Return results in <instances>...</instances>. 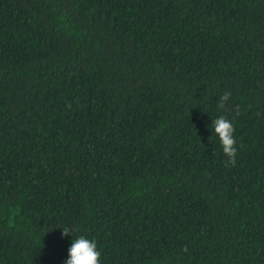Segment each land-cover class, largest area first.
<instances>
[{
  "label": "trees",
  "instance_id": "trees-1",
  "mask_svg": "<svg viewBox=\"0 0 264 264\" xmlns=\"http://www.w3.org/2000/svg\"><path fill=\"white\" fill-rule=\"evenodd\" d=\"M81 235L100 264H264V0H0V264Z\"/></svg>",
  "mask_w": 264,
  "mask_h": 264
},
{
  "label": "clouds",
  "instance_id": "clouds-1",
  "mask_svg": "<svg viewBox=\"0 0 264 264\" xmlns=\"http://www.w3.org/2000/svg\"><path fill=\"white\" fill-rule=\"evenodd\" d=\"M231 93L225 92L219 97L218 107L225 108L226 103L229 101ZM214 128V133L218 136L223 154L229 159L225 161L235 164L237 148L236 141L233 133L235 131L233 124L227 120L224 116H220L215 120H212L211 124ZM211 140V137L209 138ZM71 230L69 228H62V235L69 236ZM101 253L97 250V244L95 240H90L81 235L73 239L71 246L68 249V258L65 264H100Z\"/></svg>",
  "mask_w": 264,
  "mask_h": 264
}]
</instances>
